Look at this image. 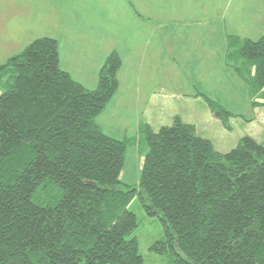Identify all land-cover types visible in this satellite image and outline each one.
<instances>
[{"label":"trees","instance_id":"obj_1","mask_svg":"<svg viewBox=\"0 0 264 264\" xmlns=\"http://www.w3.org/2000/svg\"><path fill=\"white\" fill-rule=\"evenodd\" d=\"M226 57L249 64L264 87V33L228 36ZM55 38H36L0 65V264H142L135 213L158 214L151 249L170 264H264V138L244 135L226 152L174 115L144 123L139 190L122 188L126 139L96 123L116 93L121 58L112 50L97 86L59 65ZM208 100L218 118L230 114Z\"/></svg>","mask_w":264,"mask_h":264},{"label":"rangeland","instance_id":"obj_2","mask_svg":"<svg viewBox=\"0 0 264 264\" xmlns=\"http://www.w3.org/2000/svg\"><path fill=\"white\" fill-rule=\"evenodd\" d=\"M93 1L101 5L98 4L100 8L93 5L88 16L99 22V27L107 23V30L111 32L117 18L123 19L126 25L123 39L107 43V49L116 50L125 58L124 67L118 72L116 93L96 117L104 133L127 140L120 173L122 188L129 186L139 190L142 161L147 151L141 128L144 123L157 129L171 124L173 116L179 115L194 124L196 131L221 152L233 148L244 135L258 141L264 138V88L259 91L250 83V64L246 60L235 53L225 55L228 35L257 39L264 32V16L256 20L260 18L258 11L264 12V0H246L247 7L237 2L227 5L228 0H214L215 12L210 11L212 15L205 29L192 26L189 20L184 23L169 19L173 9L164 10V0L156 3L154 0H123L121 4L118 0L115 5L113 0ZM208 1L185 0L199 6L190 11L203 10L201 6H206L204 2ZM66 6L76 9L70 0H66L64 6L57 0H0V65L42 36L60 42L67 58H63L62 64L65 62L66 66L73 63L70 56L73 50L84 58L86 52L89 55L93 50V56L98 53L96 49L104 48L106 43H96L100 37L85 38L90 25L83 20L86 29L81 35L85 40L76 44V49H69L73 46L68 43L71 29L63 28L57 21L61 14L58 7ZM190 16L198 18L196 12ZM114 17L117 18L114 20ZM192 21L197 23L195 19ZM147 27L151 29V34L146 33L148 44L143 43L144 48L138 49L140 44L132 38L133 29L140 32L142 38V31ZM97 63L98 60L87 59L84 70L74 69V77L83 80L85 88L97 86ZM207 99L230 115L223 119L215 116ZM128 208L137 219L132 235L137 238L142 264H170L168 254H158L151 249L163 236V223L158 214H148L137 193Z\"/></svg>","mask_w":264,"mask_h":264},{"label":"crops","instance_id":"obj_3","mask_svg":"<svg viewBox=\"0 0 264 264\" xmlns=\"http://www.w3.org/2000/svg\"><path fill=\"white\" fill-rule=\"evenodd\" d=\"M70 1H71L72 4H75L76 9H68L67 8L68 6H66V8L58 7V8L61 9V14H59V18L57 20V21H60L63 24V28H70L71 29V32L68 33L69 34L68 43L72 44L73 46H70L69 49H72L73 47H74V49H76V44H79V43H81V42H83L85 40L84 37L81 35V34L85 33V29H86V27L82 25L84 23L83 20L85 21V24L90 25V27L88 28V31H86V33H85V38L92 39L93 37H100V38L97 39L96 43H106L104 48L101 47L100 49H96V51H98V53H96L93 56H92L93 50L90 51L89 55L86 52V56L84 58L79 57L78 55L74 54L75 52L73 50V54L70 55L71 58L73 59V63L69 64L68 66H66L65 62H64V64H62V60H63V58L64 59H67V58H66V55L61 51L60 42L58 41L59 56H60V58H59L60 67L62 69H64L65 71H67L71 75V77L73 79H75L76 81L80 82L85 87L87 85L85 84V82H83V80L76 79L74 77V73H75L74 69L75 70H79V69L80 70H82V69L84 70V67L86 66L85 63H86L87 59L88 60H98L97 68L98 67L100 68V66L102 65L103 61L105 60L107 54L112 50V49L111 50L107 49V43H109L110 40L111 41H116V40H119V39H123V37L125 36V33L123 32V28L126 25H123V22H124L123 19L121 20V19H118L117 17H114L113 18L114 20H115V18H117L116 19V23L114 21V23H113V31L110 32V31L107 30V28L109 27V25L107 23L102 24L101 27H99V22L92 21V20L89 19V16H88L89 11L92 10L93 5H95L96 7L101 5L100 2H98V4H99L98 5L93 0H81L79 4H76L78 2V0H70ZM119 1H120V4H121V2L123 0H119ZM157 1L158 0H154L153 2L156 3ZM164 1H165V4L164 5L161 4V6L163 5L164 10H169L170 8L173 9L171 11L172 14H171L169 19H174V20L179 19V20H181L184 23H186L189 20V23H192V26H195V27L197 26V28H199V29H205L206 26L209 25V21H210L209 19L211 18L210 15H212V14H210V11L212 10V11L215 12V10L213 9L214 0H209L208 3L204 2V5H206V6H201L200 5L203 10H194V11H190L191 8L192 7H199V6H197L195 4H191L190 2L186 3L185 0H164ZM245 1L246 0H240V1H238V0H228L227 5L229 3L233 4V3L237 2V3H239L240 6H246L247 7ZM57 2L64 6V3H66V0H57ZM107 2H108V0H107ZM117 2H118V0H113L114 5ZM187 7H188V9H187ZM99 8H100V6H99ZM249 9L252 10L251 8H249ZM176 11H180L181 13H178ZM202 11L205 13L204 15H201L199 13V12H202ZM192 12H196L198 18L191 17L190 14ZM206 12L209 13V14H207ZM258 13H259V17L260 18H256V20L260 21L263 18V16H264V12L261 13V12L258 11ZM193 19L197 20V23L193 22L192 21ZM72 25H74L73 26L74 29H72ZM138 25H141V24H138ZM187 26H191V25H187ZM135 27L140 30V28L138 26H135ZM111 29H112V27H111ZM139 33H137V31L135 29H133L132 38H134V40L137 43L140 44L138 49H143L144 48L143 43L148 44L146 33L148 35L151 34V29L148 28V27L145 28L142 31V34H141L142 38H140ZM263 33L264 32H262V34ZM262 34H260L259 36H261ZM231 35L238 36L236 34H231ZM228 36L226 38V44L229 41ZM244 38H246V37H244ZM247 38H249V37H247ZM118 54H119V56L121 58V66H120V68L118 70V72H119L122 69V67H124L125 58L123 56H121L120 53H118ZM117 76H118V73H117Z\"/></svg>","mask_w":264,"mask_h":264}]
</instances>
